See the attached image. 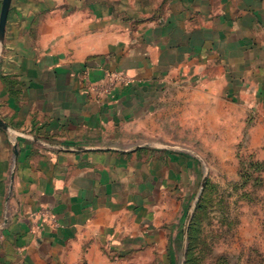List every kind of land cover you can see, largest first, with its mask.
<instances>
[{"label": "crops", "instance_id": "0c3cea01", "mask_svg": "<svg viewBox=\"0 0 264 264\" xmlns=\"http://www.w3.org/2000/svg\"><path fill=\"white\" fill-rule=\"evenodd\" d=\"M241 109L264 117V0H10L0 264H180L202 164L144 140Z\"/></svg>", "mask_w": 264, "mask_h": 264}, {"label": "rangeland", "instance_id": "374dc122", "mask_svg": "<svg viewBox=\"0 0 264 264\" xmlns=\"http://www.w3.org/2000/svg\"><path fill=\"white\" fill-rule=\"evenodd\" d=\"M262 115L241 109L233 114L234 123L206 140L170 139L166 127L165 133L156 129L160 138L144 140L162 147L191 143L202 164L199 187L186 205L180 264H264ZM192 126L198 136V125Z\"/></svg>", "mask_w": 264, "mask_h": 264}, {"label": "water", "instance_id": "95a60500", "mask_svg": "<svg viewBox=\"0 0 264 264\" xmlns=\"http://www.w3.org/2000/svg\"><path fill=\"white\" fill-rule=\"evenodd\" d=\"M10 0H4V5L1 13V24H0V35L2 36L5 32V25L7 22L8 9Z\"/></svg>", "mask_w": 264, "mask_h": 264}]
</instances>
